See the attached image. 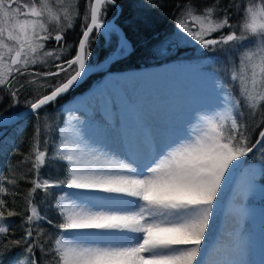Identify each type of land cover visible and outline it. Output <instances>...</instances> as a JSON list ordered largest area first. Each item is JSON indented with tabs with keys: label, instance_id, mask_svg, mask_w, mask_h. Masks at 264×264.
<instances>
[{
	"label": "snow or ice",
	"instance_id": "snow-or-ice-1",
	"mask_svg": "<svg viewBox=\"0 0 264 264\" xmlns=\"http://www.w3.org/2000/svg\"><path fill=\"white\" fill-rule=\"evenodd\" d=\"M109 6L118 15L117 0H0V103H24L0 113V155L34 118L28 152L0 169V264H217L218 221L234 225L227 264H257L251 198L264 200V0H184L174 30L157 35L158 54L196 49L202 59L190 66L209 90L162 104L124 81L53 124L50 106L91 73L112 76L105 65L130 54ZM77 26L78 43L69 44ZM100 35L111 49L104 62L93 60ZM12 217L21 219L16 238ZM260 243L264 264V224Z\"/></svg>",
	"mask_w": 264,
	"mask_h": 264
},
{
	"label": "trees",
	"instance_id": "trees-1",
	"mask_svg": "<svg viewBox=\"0 0 264 264\" xmlns=\"http://www.w3.org/2000/svg\"><path fill=\"white\" fill-rule=\"evenodd\" d=\"M184 0H117V3L120 5V12L116 18V23L123 29L125 35L129 39L131 43V51L130 54L123 60L113 63L110 67H107V71L109 70H125L135 67H149L153 64H156L157 58L153 53L155 52L156 45L158 44L157 35H160L162 38L166 32H170L174 30V14L176 13V5L183 3ZM197 2L201 5L208 2V0H197ZM151 3L154 5L163 4L164 7H153L149 8L147 5ZM116 14V11L109 6L107 19H110ZM80 37V29L69 31L65 39L69 44L75 45L78 43V39ZM100 39H104V37H100ZM99 37L97 41H100ZM114 41V40H113ZM97 42V43H98ZM52 43V42H51ZM54 46L49 44L48 47ZM95 44L93 45V54L95 52ZM115 46V45H113ZM173 56V55H172ZM168 57L167 59L177 58L178 55H174L173 57ZM98 59V58H97ZM96 59V60H97ZM101 58L98 59L100 61ZM163 61V60H160ZM39 71H45V69H38ZM219 71V66L215 69ZM104 71L94 72L87 79H85L79 87L75 88V90L69 92L67 95L62 97V99L73 98L77 94L84 92L89 88V86L94 83ZM59 102V101H57ZM56 102V103H57ZM11 101L5 99L3 103H0V113H6L8 111H21L24 109L23 98H21L20 105L18 108H10ZM55 105L50 106V111ZM64 118V117H63ZM34 118L28 119V126L22 135L17 137L15 141V145H11V141H9V147L7 151L6 157L0 155V169H4L6 166L16 164L20 154H26L29 148V138L32 135V121ZM57 122H59L62 117H56ZM250 124L254 122L250 121ZM11 131V130H9ZM258 132V130H257ZM2 139V137H0ZM253 139H255V135H253ZM250 162H255L258 159V154L253 155L250 154L248 158ZM27 168L22 167L21 173L26 172ZM47 171L52 172V169H48ZM7 175V173H5ZM44 175V173H41ZM56 178V173L52 172V177ZM62 178V177H61ZM261 183H264V180H261ZM29 185L24 183L21 185V192L16 198L15 206L18 211H22L25 207V193L28 191ZM259 205H264V200L261 198L258 200ZM13 221L12 224V233L13 238L19 237L21 234L20 217H12L10 218Z\"/></svg>",
	"mask_w": 264,
	"mask_h": 264
},
{
	"label": "rangeland",
	"instance_id": "rangeland-1",
	"mask_svg": "<svg viewBox=\"0 0 264 264\" xmlns=\"http://www.w3.org/2000/svg\"><path fill=\"white\" fill-rule=\"evenodd\" d=\"M72 2H73V0H66V3H72ZM257 2L259 3L260 0H257ZM77 24H79L78 21H77ZM78 29H80V28L77 26L76 30H78ZM100 37H102V36L100 35L99 39H100ZM113 40H114L113 45H115V37L113 38ZM50 44L54 45L55 42H52ZM52 47H54V46H50V48H52ZM94 47L96 48L95 49L96 54H93V60L94 61H96L97 58L98 59L101 58L100 62L104 61L105 57L111 51L110 48L105 47L104 39H102V40L100 39V41L98 43H95ZM153 55H155V57L157 58L156 64H153V65H151L149 67H143V68L142 67H135V68L125 69V70H109L108 72L112 73L113 74L112 76H109V75H107L106 72H104L84 92H81V93L77 94L76 96H73V98L71 97V98H66V99H63V100H60V99H62V98H60L58 100L59 102L56 103V106L52 108V109H56L57 111H55L53 113L51 122L53 124H55L56 121H57L56 117H59L61 112L64 113V118H67L68 110L75 108V107H73V105L71 103L74 100H76L77 98H80L82 95H84L85 93H87L91 89H93L94 95L96 93L98 95H101V94H103L106 91L105 85L111 84V83H120L119 80L121 78H123V77L125 79H128V81L127 80H125V81L130 82V83H132V84H134L136 86L140 82V80H142V79L140 77H136V76H140L141 74L138 75L135 72H142L143 73L142 75L150 77V73H148V72L153 70V77H157V75H165V74L172 75L174 72L179 70L180 67L181 68L186 67V68H188V71L191 74L197 76L198 78L201 77V76H199L196 73L195 69L190 66V65L197 64L202 59L201 57H199V54L196 52L195 48H181L177 52L170 53V54L169 53L158 54L155 51L153 53ZM172 55L173 56L174 55H178V56H177V58H173L171 60L170 59H168L167 61L164 60V59H167L168 57H171ZM160 60H163V61H160ZM37 67H38V69H44V68H39V66H37ZM105 67H110V65H107ZM160 69H163V70H160ZM166 69H167V73H164V70H166ZM45 70H47V69H45ZM160 73H162V74H160ZM91 74H89L87 77H89ZM87 77H85V79H87ZM122 86H124L123 83L121 84V87ZM113 87H115V86H111L110 89H112ZM118 88H120V86H118ZM152 98H153L152 101L159 102V103H161L164 100L163 98H161L159 96L158 97L157 96L156 97H152ZM92 99H91V101H92ZM87 104H89V103H87ZM259 199H260L259 194H257L256 196L251 198V204H252L253 207L256 208V219H255V237L256 238H255V255H254L255 259L254 260L257 262V264H259V260L261 259L260 227H261L262 224H264V218H262L260 216V214H259L260 207H261V205L258 204V200ZM225 223L226 222H224L223 225L221 223L219 224L218 231H219L220 234L225 230V227H227L225 225ZM256 257H258V258L256 259Z\"/></svg>",
	"mask_w": 264,
	"mask_h": 264
},
{
	"label": "bare ground",
	"instance_id": "bare-ground-1",
	"mask_svg": "<svg viewBox=\"0 0 264 264\" xmlns=\"http://www.w3.org/2000/svg\"><path fill=\"white\" fill-rule=\"evenodd\" d=\"M135 73L138 75L141 74L140 76L136 77H140L142 79L136 85L137 90L151 101L153 99L152 97L159 96L163 98L164 100L162 99V104L175 102L182 96L198 95L211 88L210 82L204 80L202 77L198 78L197 76L191 74L186 67H180V69L174 72L172 75H157V77H153V70L148 72L150 73V77L142 75V72ZM164 73H167V69L164 70ZM125 80L128 81V79H125L123 77L119 80L120 83L107 84L105 85V88L106 90H116L118 89V86L121 87V84ZM111 86L115 87L110 89ZM96 95L98 94L96 93L94 95V91L93 89H91L80 98L74 100L71 104L75 108L86 107L88 105L87 103H90L91 99ZM223 199L224 210L225 214L227 215L233 209L234 202L227 195ZM216 223L218 228L221 222L218 221ZM223 223L221 224L223 225ZM225 225L227 227H225V230L220 234L219 239L215 241L211 254L214 258H216L217 264H227V261L230 259V257L228 256V252L232 243L231 233L233 231L234 225L231 222H226ZM257 258L258 257H256V259ZM253 259H255V256L253 257Z\"/></svg>",
	"mask_w": 264,
	"mask_h": 264
},
{
	"label": "water",
	"instance_id": "water-1",
	"mask_svg": "<svg viewBox=\"0 0 264 264\" xmlns=\"http://www.w3.org/2000/svg\"><path fill=\"white\" fill-rule=\"evenodd\" d=\"M119 12H120V11H119ZM118 14H119V13H118ZM114 16H116V18H117L118 15L115 14ZM114 16H113V17H114ZM113 17H112L109 21H111V20L113 19ZM104 61H105V60H104ZM104 61H101V62H104ZM105 66H107V64H106ZM21 111H22V110H21Z\"/></svg>",
	"mask_w": 264,
	"mask_h": 264
},
{
	"label": "flooded vegetation",
	"instance_id": "flooded-vegetation-1",
	"mask_svg": "<svg viewBox=\"0 0 264 264\" xmlns=\"http://www.w3.org/2000/svg\"><path fill=\"white\" fill-rule=\"evenodd\" d=\"M111 18H112V17H111ZM111 18H110V19H111ZM110 19H108V21H109ZM101 36H103V35H101Z\"/></svg>",
	"mask_w": 264,
	"mask_h": 264
}]
</instances>
